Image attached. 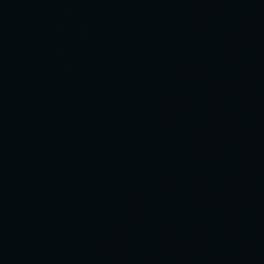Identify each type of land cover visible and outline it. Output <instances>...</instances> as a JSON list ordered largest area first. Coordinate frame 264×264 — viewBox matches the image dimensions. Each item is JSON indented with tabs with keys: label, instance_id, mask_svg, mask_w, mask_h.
I'll return each mask as SVG.
<instances>
[{
	"label": "water",
	"instance_id": "water-1",
	"mask_svg": "<svg viewBox=\"0 0 264 264\" xmlns=\"http://www.w3.org/2000/svg\"><path fill=\"white\" fill-rule=\"evenodd\" d=\"M0 264H264V0H0Z\"/></svg>",
	"mask_w": 264,
	"mask_h": 264
}]
</instances>
